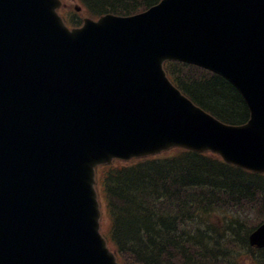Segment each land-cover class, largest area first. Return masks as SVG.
Wrapping results in <instances>:
<instances>
[{"label": "water", "instance_id": "95a60500", "mask_svg": "<svg viewBox=\"0 0 264 264\" xmlns=\"http://www.w3.org/2000/svg\"><path fill=\"white\" fill-rule=\"evenodd\" d=\"M59 0H0V264H117L94 167L172 147L264 173V0H162L68 30ZM165 61L226 79L249 111L221 123ZM264 247V224L250 237Z\"/></svg>", "mask_w": 264, "mask_h": 264}, {"label": "trees", "instance_id": "16d2710c", "mask_svg": "<svg viewBox=\"0 0 264 264\" xmlns=\"http://www.w3.org/2000/svg\"><path fill=\"white\" fill-rule=\"evenodd\" d=\"M159 1L77 0L90 17L129 16ZM71 23L78 26L80 20ZM165 70L185 96L215 118L229 124L247 121L242 98L223 78L180 63H167ZM103 188L104 234L124 264H221L237 250L252 264H264V249L248 245L250 232L264 221L262 175L226 165L211 154L175 149L172 154L109 168ZM224 203L236 211L240 208L242 216L225 224L223 218L219 221L211 205ZM247 210L260 221L247 226L242 221ZM195 213L204 222L199 229L186 224L194 222Z\"/></svg>", "mask_w": 264, "mask_h": 264}, {"label": "rangeland", "instance_id": "374dc122", "mask_svg": "<svg viewBox=\"0 0 264 264\" xmlns=\"http://www.w3.org/2000/svg\"><path fill=\"white\" fill-rule=\"evenodd\" d=\"M65 1H66V9L62 11L63 12L62 14H64L67 18H71L72 16L75 15L74 13H76L73 10V8L76 6V3L71 2L69 0H65ZM77 14L84 15L82 12H79ZM103 172L104 171H99V174L97 175V181H98L97 190L99 191V193L102 192V183L101 182L103 179ZM217 180L218 179L216 178L215 181L217 182ZM246 184L247 183L245 182L244 185H246ZM216 190L221 191L222 189L217 187ZM100 200H101V203L103 205V208H105V203H104V200L102 199V197ZM211 207H212V212H216L219 221H221V218L224 219V224H225V221L227 219L233 218V216H238V215L242 216V214L240 212V208L238 209L239 211H236L235 209L230 208V204H227V203H224L223 207L217 206V205H211ZM198 217H199V219H198ZM242 221L244 223H246L247 226H249L255 222L260 221V217H257L254 212L247 210V215H246V217H244V219ZM203 223L204 222L201 221L200 214L195 213L194 222L186 223V224L189 226L194 225L196 227V229H199L197 227L200 225H203ZM202 230H203V228L201 229V231ZM187 236H188V234H186L185 237H187ZM227 244H229V243L227 242ZM242 253H243V251H240V250L230 251L229 256L227 258H225V260H222L221 264H252L250 258L248 256L243 255Z\"/></svg>", "mask_w": 264, "mask_h": 264}]
</instances>
